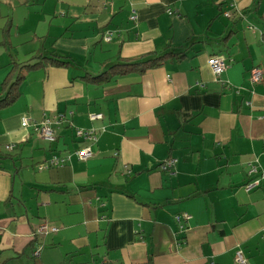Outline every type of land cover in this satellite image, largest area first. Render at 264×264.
Instances as JSON below:
<instances>
[{
	"label": "crops",
	"instance_id": "crops-1",
	"mask_svg": "<svg viewBox=\"0 0 264 264\" xmlns=\"http://www.w3.org/2000/svg\"><path fill=\"white\" fill-rule=\"evenodd\" d=\"M53 52L74 67L26 73L0 110V264H237V250L264 264V183L243 189L251 165L264 171V79H250L264 71V0H0V85L12 60ZM167 52L183 57L79 79ZM213 55L228 62L218 78ZM58 115L52 145L21 124ZM74 129L96 131L93 157L38 171L84 146ZM43 222L56 232L37 235Z\"/></svg>",
	"mask_w": 264,
	"mask_h": 264
},
{
	"label": "built area",
	"instance_id": "built-area-1",
	"mask_svg": "<svg viewBox=\"0 0 264 264\" xmlns=\"http://www.w3.org/2000/svg\"><path fill=\"white\" fill-rule=\"evenodd\" d=\"M225 17H230V12L224 13ZM132 20L136 17L132 16ZM106 40H110V34ZM209 66L213 75L218 78L222 73L228 68V62L222 55H213L209 59ZM251 82L253 84L261 83L264 79V71L257 67L251 70ZM90 120H100L102 119L101 114H91L89 115ZM66 122L63 115L56 116L53 121L49 119H44L40 123H32L26 118L22 119V127L32 126L34 134L39 138L44 140L49 144H55L57 141V129L63 123ZM71 126V123H69ZM74 135L76 139L80 140L84 146L73 153H66L65 155H54L48 160L37 165L38 171H44L48 169H54L58 167H63L70 162L72 158H75L79 162H86L93 157V152L91 150L90 144L95 143L97 140L96 131L94 129H74ZM8 151L13 149V146L9 145L6 147ZM175 159H168L158 165V169L161 172L171 173L176 165ZM264 183V171L260 170L257 166L251 165L247 170V182L244 184L243 189L245 192H251L257 190ZM190 219L189 215L186 213L177 215L175 217V222L178 227L179 233H184L187 228V222ZM49 232H56L55 228L49 229L46 222L41 223L35 230L37 235H46ZM182 243H179L181 245ZM40 249L35 250L32 253L33 257L39 255ZM235 262L237 264H247L246 258L241 250H237L235 253Z\"/></svg>",
	"mask_w": 264,
	"mask_h": 264
},
{
	"label": "trees",
	"instance_id": "trees-1",
	"mask_svg": "<svg viewBox=\"0 0 264 264\" xmlns=\"http://www.w3.org/2000/svg\"><path fill=\"white\" fill-rule=\"evenodd\" d=\"M9 29L4 30L6 37ZM8 42V41H6ZM182 53L167 52L162 55L148 54L137 59L123 60L121 63L112 65L105 71L92 75L85 73L79 79L85 83L94 85H103L116 78L123 77L132 73H143L147 69L160 66L170 59L181 58ZM69 57L62 53H50L48 56L42 54L32 57L27 63H18L15 60L11 61L10 70L5 79L0 85V110L13 105L20 97L19 87L25 78V74L44 69L48 66L68 69L74 67L69 61ZM0 158H2L0 156ZM33 253V243H31ZM34 258V257H33Z\"/></svg>",
	"mask_w": 264,
	"mask_h": 264
},
{
	"label": "rangeland",
	"instance_id": "rangeland-1",
	"mask_svg": "<svg viewBox=\"0 0 264 264\" xmlns=\"http://www.w3.org/2000/svg\"><path fill=\"white\" fill-rule=\"evenodd\" d=\"M8 50H10V49L8 48ZM75 260H76V259H75ZM64 264H70V263H64ZM72 264H75V263L73 262Z\"/></svg>",
	"mask_w": 264,
	"mask_h": 264
}]
</instances>
